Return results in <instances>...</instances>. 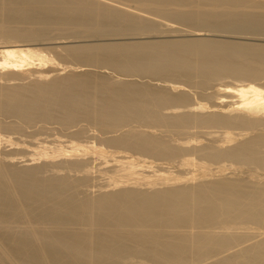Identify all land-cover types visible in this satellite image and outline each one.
<instances>
[{
  "label": "bare ground",
  "instance_id": "1",
  "mask_svg": "<svg viewBox=\"0 0 264 264\" xmlns=\"http://www.w3.org/2000/svg\"><path fill=\"white\" fill-rule=\"evenodd\" d=\"M144 13L193 37L162 36ZM201 31L264 36V0H0V115L18 120L0 129L82 120L103 134L54 137L53 148L0 135L30 155L0 156V264H264V44ZM52 33L149 37L64 45L60 57L80 65L56 68L57 55L31 47ZM95 64L163 84L88 71ZM190 84L215 90L196 102ZM93 160L108 177L88 192Z\"/></svg>",
  "mask_w": 264,
  "mask_h": 264
},
{
  "label": "rangeland",
  "instance_id": "2",
  "mask_svg": "<svg viewBox=\"0 0 264 264\" xmlns=\"http://www.w3.org/2000/svg\"><path fill=\"white\" fill-rule=\"evenodd\" d=\"M124 3H126V4H128L129 6H130V8H132V9H134L135 11H138V10H136L134 7H135V4L134 3H130V2H124ZM144 14H146V16L149 18V19H152L153 21H155V22H157L159 25H160V27L162 26V31H164V33L162 34V36H164L165 35V37H167V38H169V39H173V38H188V37H193V35H192V33H194V32H191L193 29L192 28H190V27H188V26H186V25H182V24H180V23H178V22H175V21H172V20H166L165 18H162V17H160V16H157V15H154V14H150V13H144ZM148 14H149V16H148ZM155 16V17H154ZM155 18H156V20H155ZM161 18V19H160ZM159 19V20H158ZM165 23H167V24H165ZM169 23V24H168ZM173 24V25H172ZM174 24H176V25H174ZM178 24V25H177ZM168 26H170V27H168ZM168 27V28H167ZM172 27H174V28H172ZM179 27H181V28H179ZM171 29V30H170ZM183 29V30H182ZM188 30H190V31H188ZM188 31V32H187ZM177 32V33H176ZM180 32V33H179ZM201 33H205V35L204 36H207V37H212V38H218V39H225V40H233V41H238V42H241V41H246V42H251V43H263L264 44V41H261V38L262 39H264V36H256V35H248V34H228V33H223V32H205V31H201ZM243 35V36H242ZM121 37H119V36H116L115 37V35H103V36H91V37H89V36H87V37H82V36H79V37H64V36H60V35H58L57 33H52L51 34V36H49L48 38H46V39H43V40H38V41H33L32 43V45H31V47H34V48H36V49H38V50H41L43 53H45V54H47V55H49V57H51L52 58V60H53V62L56 60L57 62H58V64L56 63V65H55V67L57 68L58 66L57 65H59V64H62V67H63V65L64 66H66V64H67V66H69L70 65V63H72V65L74 64L75 66L76 65H80V63H76L75 61H71V60H67V59H64V58H62V57H60V55L58 54L60 51H62V48H63V46L64 45H78V44H83V43H101V42H103V43H110V42H124V41H129V40H133V39H137V38H139V39H137V40H143V39H145V38H147V37H149L148 36V34H143V35H141V34H137V35H135V34H131V35H129V34H125V35H120ZM123 36H125V37H123ZM133 36V37H132ZM119 37V38H118ZM145 37V38H144ZM57 40H59V41H57ZM64 41V42H63ZM62 42V43H61ZM66 42V43H65ZM56 43V44H55ZM59 43V44H58ZM60 45V46H59ZM59 48V49H58ZM59 52H58V51ZM56 51V52H55ZM53 52V53H52ZM56 55H57V57L59 58H57L56 57ZM56 57V59H53V58H55ZM52 64V65H51ZM54 64L53 63H48L47 64V66H45V67H42L43 69L44 68H46L45 69V71L46 70H50L51 72L52 71H54L55 73H57V71H55V70H52V69H54L55 67L53 66ZM71 65V66H72ZM99 65H101L100 67H98ZM53 68H52V67ZM60 66V65H59ZM66 66V68H69V67H67ZM70 66V67H71ZM87 67V69H89L90 67V69H94V70H88V71H97L98 69L99 70H102V71H106V69H107V71L105 72L106 74L108 73L109 75H111V76H117V77H120V78H127V79H133L134 81H137V82H149V83H151L152 84V82H153V84L154 83H156V84H158V85H160L159 83L161 82V84H163V81H161V80H158L157 81V79H154V80H152V79H150V77H141V76H138V75H132V76H121V75H119L117 72H115L114 70L112 71V69L109 67V68H107L106 66H102V64H95L93 67L91 66V65H86ZM37 67V66H36ZM61 67V66H60ZM72 67H74V66H72ZM85 67V66H84ZM101 67H103V68H101ZM29 69H32V68H29ZM38 69V68H37ZM97 69V70H96ZM39 70H42V69H39ZM67 70V69H66ZM65 70V71H66ZM50 72V73H51ZM116 73H117V75H116ZM51 75H53L52 73H51ZM119 75V76H118ZM26 76V75H25ZM30 76H32V75H30ZM54 76V75H53ZM33 77L34 76H32V79H33ZM24 78V79H23ZM30 79V77H29V75H28V77L26 78V77H22L21 79H19L18 81H17V79H11V80H7L8 82H26L27 80H29ZM31 79V80H32ZM225 80H218V81H215V82H213L212 83V85L213 86H215L216 88L217 87H219V85L220 84H222V83H228L230 80H231V82H232V79H230V78H224ZM5 79H2L1 81H4ZM149 80H151V82L149 81ZM226 80H228V82L226 81ZM30 81V80H29ZM29 81H27V82H29ZM167 83H169V82H167ZM218 84V85H217ZM230 84V83H229ZM192 84H190V86H191ZM211 85V87H210V85L207 87V88H205V89H201V88H199V87H196V86H194V85H192V86H194L193 88H192V86L190 87V86H186L187 87V90H189L190 92H191V90H193L192 92H191V96L196 100V102H198L197 100H202V99H204L205 97L203 96V95H201L200 94V92L203 90H207L206 92H208V90H209V92H212V91H214L215 89H214V87ZM185 87V88H186ZM191 88V89H190ZM196 90H195V89ZM212 88V89H211ZM199 89H200V91H199ZM196 92V93H195ZM192 93H194L193 95H192ZM197 95V96H196ZM198 96H199V98H198ZM191 97V98H192ZM193 100V99H192ZM195 100H193V102H195ZM199 101V102H200ZM205 101H207V100H202L201 102H204L205 103ZM208 103V102H207ZM4 115H0V120H2V122L4 121V122H11L12 120V122H15L14 120H16V121H18L17 119H15L14 117H7V116H4ZM5 118V119H4ZM8 118L11 120H8ZM7 122V123H8ZM44 122V121H43ZM42 121L40 122V121H38V122H35V123H33L34 124V126H33V124H25V123H21V128L20 129H18V130H15V131H18V134H17V132H15V131H12V130H8L7 129V132H6V130H4V132H3V130L2 129H0V135H4V134H6V135H8L9 136V134L11 135V134H13V136H9V137H11L12 139H13V141L14 142H17L18 140H21L22 138H23V141H25L24 143L25 144H27V143H31V142H34V144L36 143V141H37V143L38 142H40V140H42V141H49V142H47V145L48 146H51V145H55V142H57V141H55V140H53L54 139V137L57 139L58 137L61 139H57V140H59V141H62V139L64 140V139H69V140H71L72 139V141H80V143L82 144V143H86L87 141L88 142H94V144H97L98 143V138L99 137H97L96 135H98V136H103V134H102V132L101 131H99L98 129H96L95 127H93V125L92 124H90L89 122L87 123L86 121H79L78 123H77V125L76 126H73L74 128H79V127H82V128H84L85 130H86V133L84 134V135H82V136H80V137H73L72 135L70 136V135H68L69 133L71 134V132H69V131H74L75 129L73 128V127H71V128H64V127H62V128H60L61 126L59 125L58 126V124L56 123V122H50V121H48V123H47V121H45L44 123H43ZM82 122H84V123H82ZM86 122V123H85ZM37 123V124H36ZM39 123V124H38ZM48 124V125H47ZM39 125V126H38ZM52 125V127L51 128H49L50 126ZM53 125H55V127H53ZM88 125V126H87ZM90 125H91V129H90ZM29 126V127H28ZM40 126H41V128H40ZM32 127H36V128H32ZM89 127V128H88ZM38 128H40V129H38ZM60 128V129H59ZM48 129L50 130V131H48ZM52 129V130H51ZM56 129H58V131L56 130ZM72 129V130H71ZM74 129V130H73ZM89 129V130H88ZM21 130H23V132L21 131ZM55 130H56V132H55ZM93 130H94V132H93ZM26 131L28 132V134L26 133ZM60 131V132H59ZM61 131H62V133H61ZM34 132V134H32ZM35 132L37 133V135L35 134ZM88 132V133H87ZM96 132H97V134H96ZM99 132V133H98ZM158 132V131H157ZM23 133H25V134H23ZM43 133V134H42ZM93 133H95V135L93 134ZM102 135H101V134ZM27 134V136H25ZM66 134V135H65ZM87 134H89L88 136H87ZM90 134H91V136H94V137H96L97 138V140H96V138H92V139H90L91 138V136H90ZM21 135V136H20ZM30 135H31V137H32V139H34L35 138V140H31L30 138ZM45 136V138H44V136ZM14 136H15V139H14ZM18 136H20V137H22V138H20V137H18ZM38 136H40L39 138H38ZM43 137V138H42ZM86 137H88V139L86 138ZM166 137H168V136H166ZM24 138H25V140H24ZM50 138V139H49ZM39 139V140H38ZM74 139V140H73ZM27 140V141H26ZM28 140L29 141H31V142H28ZM55 141L54 142V144H52L51 143V145H50V141ZM22 141V140H21ZM51 141V142H52ZM74 141V142H75ZM77 143H79V142H77ZM2 144H4V143H2L1 142V144H0V147L2 148H0V156L1 155H4L5 153H6V157H4L5 159L7 158V160H9V161H11V159L10 158H8V155L10 154V156H11V158L14 156H16V159L15 158H12L13 159V162H16V163H18L19 165H22V163L23 162H25V158L24 157H26V159H30V158H28V157H30V155H28V154H26V153H22L21 151V153H18L19 152V150H16L17 151V153L15 152V149H17V148H15L14 146H16V145H14L13 146V148L12 147H7L6 148V145L4 144V145H2ZM44 144H46V143H44ZM63 146H65L64 145V143H61ZM66 144V143H65ZM56 145H58V144H56ZM55 145V146H56ZM18 146V145H17ZM16 146V147H17ZM53 146H51L52 148H53ZM102 146L105 148V149H109L110 147L109 146H107V145H104V144H102ZM20 146H18V148H19ZM50 147V148H51ZM6 148V149H5ZM8 148L10 149V150H12V152H15V153H11V151L10 150H8ZM49 148V149H50ZM66 148V146L64 147V149ZM67 150H69L68 148H66ZM115 150V148L114 147H112V149L110 148L109 150ZM2 150V151H1ZM116 150H118L117 148H116ZM3 152H4V154H3ZM8 152H9V154H8ZM50 152V151H49ZM16 154V155H15ZM21 154V155H20ZM24 154H25V156H24ZM50 154H51V152H50ZM56 155V154H55ZM58 155V154H57ZM56 155V156H57ZM18 156H20L21 158H19ZM31 156H33V155H31ZM36 156L37 155H35V157L34 158H36ZM58 157H62L61 155L60 156H58ZM1 158H3V156L1 157ZM3 158V159H4ZM24 158V159H23ZM19 159V160H18ZM37 159H39V157H37ZM37 159H34V161L36 162L35 164H37V163H42V162H46V160H50L49 158H43V160L41 159V157H40V162H39V160H38V162H37ZM45 159V160H44ZM53 161H54V163L55 164H57V162H59L58 160H61V159H57V158H55V159H53V158H51ZM56 159H57V162H56ZM22 160H23V162H22ZM34 161H33V163H34ZM47 161V162H48ZM51 161V160H50ZM53 161H52V163H53ZM94 161V160H93ZM26 163V162H25ZM28 163V162H27ZM30 163V162H29ZM90 163V162H89ZM97 161L95 162H92L91 161V165L93 166V168H92V166L91 167H89V169H90V171L93 173V180L94 179H96V180H92V177H91V182L93 183V186L91 187L90 185H88V184H91L92 185V183L90 182L89 183V181H88V183H87V185L90 187V189H89V187L87 188V187H85V190H87V189H89V191L88 192H90L91 190V192H95V191H93V190H97L99 187L98 186H100L101 184V186H103V182H105L104 183V185L107 183V177H106V173H105V176L104 175H102V173L104 172H99V170H97L98 168H99V166L97 165ZM24 164V163H23ZM98 166L97 168H96V165ZM60 165H62V164H57V165H55L56 166V169H58V168H60V169H58L59 171L60 170H62L61 168H63V167H60ZM89 166V165H88ZM94 169H96V170H94ZM171 169H173V168H171ZM170 169V170H171ZM64 170V169H63ZM176 170V169H175ZM178 170L179 169H177V171H174L175 172V174L177 173L178 174ZM65 171V170H64ZM96 171H98L99 173H94V172ZM173 171H171V173L173 172ZM61 172V171H60ZM82 172V171H81ZM81 172H78V173H81ZM105 172H107V171H105ZM73 173V172H72ZM101 173V175H102V177L104 178H102L99 174ZM96 174V175H95ZM98 174V175H97ZM108 174H110V173H108ZM174 174V173H173ZM176 174V175H177ZM179 174H180V170H179ZM180 175H182V174H180ZM92 176V175H91ZM97 176V177H96ZM99 176L102 178V181H101V178H99ZM97 178H99V180L101 181H99ZM97 181H98V183H97ZM99 182L101 183V184H99ZM94 183H96V187H97V189L94 187ZM99 184V185H98ZM98 185V186H97ZM87 188V189H86ZM91 188H94V189H91Z\"/></svg>",
  "mask_w": 264,
  "mask_h": 264
}]
</instances>
